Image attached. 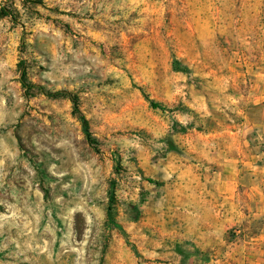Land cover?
I'll return each instance as SVG.
<instances>
[{"label": "rangeland", "instance_id": "rangeland-1", "mask_svg": "<svg viewBox=\"0 0 264 264\" xmlns=\"http://www.w3.org/2000/svg\"><path fill=\"white\" fill-rule=\"evenodd\" d=\"M0 264H264V0H0Z\"/></svg>", "mask_w": 264, "mask_h": 264}, {"label": "trees", "instance_id": "trees-1", "mask_svg": "<svg viewBox=\"0 0 264 264\" xmlns=\"http://www.w3.org/2000/svg\"><path fill=\"white\" fill-rule=\"evenodd\" d=\"M6 12L7 11H4V9H3L1 11V14L7 15ZM173 64H174L175 68H178V66H179L178 61L174 60ZM25 74H26L25 73V67L22 66L21 69H20L19 79H20V82H21V85H22L23 88H25L27 90H32V88H37V89H39L41 92H43L46 95L62 94V95L68 96V98L72 102L73 112L76 114L77 118L79 119V121L81 123L82 130H83V132L85 134V137H86L87 141L92 144L93 138L91 137V133H90V131L88 129V122H87L86 118L80 112V110L78 108L77 96L74 95V94H71L70 92H67V91L65 92V91H48V90H45L41 85H37V84L28 82L26 80ZM107 218L111 221V217H110V214L108 212H107Z\"/></svg>", "mask_w": 264, "mask_h": 264}]
</instances>
